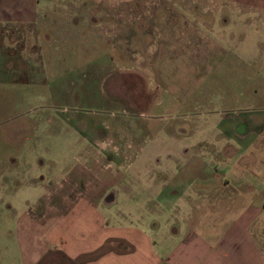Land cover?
I'll use <instances>...</instances> for the list:
<instances>
[{"label": "rangeland", "instance_id": "rangeland-1", "mask_svg": "<svg viewBox=\"0 0 264 264\" xmlns=\"http://www.w3.org/2000/svg\"><path fill=\"white\" fill-rule=\"evenodd\" d=\"M242 1H86V23L0 36V174L30 160L67 191L83 161L132 159L144 179L169 144H233L249 113L263 125L264 8Z\"/></svg>", "mask_w": 264, "mask_h": 264}, {"label": "crops", "instance_id": "crops-1", "mask_svg": "<svg viewBox=\"0 0 264 264\" xmlns=\"http://www.w3.org/2000/svg\"><path fill=\"white\" fill-rule=\"evenodd\" d=\"M86 1L98 0H0V36L49 37L80 14L86 23ZM248 117L233 144L167 145L144 179L132 159L92 174L83 161L69 190H52L49 173L19 159L0 174V264H264V124Z\"/></svg>", "mask_w": 264, "mask_h": 264}]
</instances>
